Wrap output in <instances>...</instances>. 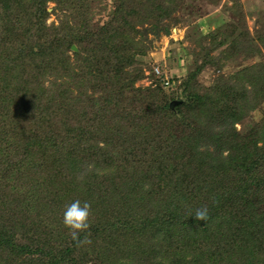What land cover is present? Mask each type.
<instances>
[{
  "label": "trees",
  "instance_id": "obj_1",
  "mask_svg": "<svg viewBox=\"0 0 264 264\" xmlns=\"http://www.w3.org/2000/svg\"><path fill=\"white\" fill-rule=\"evenodd\" d=\"M49 1L62 13L94 0H0V188L15 198L17 210L36 213L25 226L67 241L49 253V261L75 264L71 256L85 248L104 254L108 236L122 244L133 232L153 256L194 255L173 264H264V207L251 201L264 190V174L258 173L264 149L233 134V158L189 165L204 133L232 127L233 108L240 113L264 99V67L230 90L200 92L157 65L154 85L136 88L143 75L136 58L150 51V27L138 28L149 24L168 35L161 21L179 0H112L106 22L96 28L92 17L75 26L61 19L59 26H47ZM235 89L238 94L230 96ZM177 92L185 101L171 109ZM144 158L137 169L131 166ZM131 172L151 178V191L162 183L172 187L165 207L152 215L141 208L143 200L131 194L137 186ZM75 200L91 205L90 229L79 236L90 243L77 244L63 225L66 206ZM9 202L1 200L0 207ZM48 206L51 218L45 220L39 215ZM204 206L208 221H196L192 216ZM169 225L177 237H167ZM33 232L24 233L40 237ZM1 234L0 248L9 247L10 236ZM20 250L48 254L43 244Z\"/></svg>",
  "mask_w": 264,
  "mask_h": 264
},
{
  "label": "rangeland",
  "instance_id": "obj_2",
  "mask_svg": "<svg viewBox=\"0 0 264 264\" xmlns=\"http://www.w3.org/2000/svg\"><path fill=\"white\" fill-rule=\"evenodd\" d=\"M113 6L112 0H94L90 1L89 5L87 3L84 9L73 7L60 13L56 2L49 1L46 3L48 13L46 25L59 26L61 19V22L72 20L74 22L72 25L75 26L79 20L85 21L86 18L92 17L91 28H96L106 22L107 15ZM161 22L169 27L168 35L155 33L156 28H159L157 26L146 24L141 28L137 27L139 30L150 27L146 37V46L150 48V51L145 56L136 58L137 67L142 70L143 74L135 82L136 88L144 89L154 85L151 83L154 79L152 68L157 65L173 72V74L176 73L183 81L187 78L190 87L193 86L200 92H204L210 87L218 89L217 87L221 86L225 90H230L231 85L241 84L243 76L253 75L260 67L258 65L264 67V0H179L176 11L168 19L163 17ZM156 69L158 70L159 67L154 68V72ZM51 80V77L47 78L45 84L47 85ZM242 89L245 87L243 86ZM242 89L239 93H244ZM178 94L179 92L172 101H185L183 93ZM236 94L238 92L235 89L230 96ZM240 104L243 106L242 103ZM252 106L245 107L240 113H237V109L233 108L235 115L232 120L228 119L229 122L234 121L232 127L223 130L217 126L204 133L205 139L196 144V151L189 158L190 167L197 169L199 165L207 164L214 158L220 159V162L233 158L235 151L232 152L230 147L232 144L230 137L233 134L239 139H246L249 143L254 144L255 142L254 145L257 148L264 149V99L257 101L253 109ZM222 124L217 123V125ZM224 127H228V125L226 124ZM140 162L144 163L145 158L139 162L134 160V164L131 166L137 169ZM141 171L144 172V170ZM258 171V173L264 174V169ZM132 176L137 186L131 194L136 199L143 200L139 204L140 206L142 204L143 210L152 215L151 212L155 209L165 207L169 195L168 189L172 188L169 184H167L169 186L167 190L162 183L157 184L159 186H154L151 191L153 188L151 178ZM189 179H192L191 176ZM2 189L5 191L0 193V201L10 202L8 206L0 207V233L4 237L10 236V240L9 247L0 248V264H43V261H45L44 264H52L49 261L51 258L49 253H55L59 247H65L67 241L55 237V233L44 235L42 232H33V228L25 226L28 222L27 218L37 217L36 213L26 214L17 210L15 198L13 201V197L12 199L8 197L7 189L0 188V191ZM252 197L251 201L260 200L262 202L260 208L264 207V190ZM44 209L45 211L41 210L39 216L48 220L51 218L52 211L49 210V206ZM53 226L54 224L51 225V227ZM167 228L169 231L167 237H170L171 234L173 237L178 236L172 225ZM24 232H33L40 237H33ZM117 235L116 233L115 236ZM157 236L159 237V235ZM135 237L136 234L130 232L125 236L122 244H115L116 239L108 236L104 254H97L99 250H95V253H88L85 248L82 253L73 254L71 259L75 264H173L174 261H189L194 258V255L190 256L188 252L183 254L185 257L183 259L181 257L173 258L172 254L163 253L160 256H153L148 251H144L146 247L142 248L137 244ZM47 238L50 239L49 243L45 242L48 241ZM42 244L48 254H20L22 246L31 247L32 251H36Z\"/></svg>",
  "mask_w": 264,
  "mask_h": 264
},
{
  "label": "clouds",
  "instance_id": "obj_3",
  "mask_svg": "<svg viewBox=\"0 0 264 264\" xmlns=\"http://www.w3.org/2000/svg\"><path fill=\"white\" fill-rule=\"evenodd\" d=\"M91 205L88 202L81 204L80 200L73 201L70 205L66 206L63 214V225L69 230L73 241L77 244L90 243L88 236L81 241L79 236L81 233H86L90 229V216ZM196 221L207 222L209 219V210L207 206L197 209L192 216Z\"/></svg>",
  "mask_w": 264,
  "mask_h": 264
},
{
  "label": "water",
  "instance_id": "obj_4",
  "mask_svg": "<svg viewBox=\"0 0 264 264\" xmlns=\"http://www.w3.org/2000/svg\"><path fill=\"white\" fill-rule=\"evenodd\" d=\"M71 50H72V51H76V47H75V46H72V47H71ZM179 103H180V101H172V102L170 103V108L172 109L174 106L178 105Z\"/></svg>",
  "mask_w": 264,
  "mask_h": 264
},
{
  "label": "built area",
  "instance_id": "obj_5",
  "mask_svg": "<svg viewBox=\"0 0 264 264\" xmlns=\"http://www.w3.org/2000/svg\"><path fill=\"white\" fill-rule=\"evenodd\" d=\"M155 72H156V74L158 75V74L160 73V70H159V69H158V70L156 69ZM165 79H166V78H165ZM166 82H167V81H166ZM165 84H167V83H165Z\"/></svg>",
  "mask_w": 264,
  "mask_h": 264
}]
</instances>
